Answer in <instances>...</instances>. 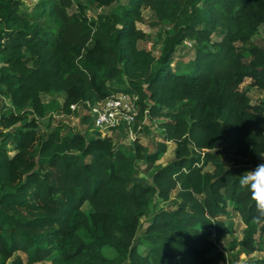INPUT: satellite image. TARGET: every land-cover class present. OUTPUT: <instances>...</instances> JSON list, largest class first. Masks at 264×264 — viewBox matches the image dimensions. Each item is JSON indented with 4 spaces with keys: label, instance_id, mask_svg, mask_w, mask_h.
Here are the masks:
<instances>
[{
    "label": "trees",
    "instance_id": "1",
    "mask_svg": "<svg viewBox=\"0 0 264 264\" xmlns=\"http://www.w3.org/2000/svg\"><path fill=\"white\" fill-rule=\"evenodd\" d=\"M146 7L153 24L171 26L159 56L139 45L149 36L137 25ZM0 22V94L10 100L0 116V264L12 256L11 264H175L181 256L219 264L226 250L217 239L235 233L223 218L231 207L245 224L231 249L264 253V225L252 222L255 202L238 184L242 165L264 163V100L252 102L241 86L251 77L264 90V43L253 40L264 32V0H128L120 13L97 16L81 0H39L32 11L0 0ZM187 39L194 57L173 66ZM122 91L138 93L150 117H168L155 150L118 144L93 121L71 133L41 129L50 110L42 92H63L70 112ZM170 140L173 158L157 164ZM137 158L155 167L151 183L133 175ZM174 191V204L138 234L152 198L168 201Z\"/></svg>",
    "mask_w": 264,
    "mask_h": 264
},
{
    "label": "rangeland",
    "instance_id": "2",
    "mask_svg": "<svg viewBox=\"0 0 264 264\" xmlns=\"http://www.w3.org/2000/svg\"><path fill=\"white\" fill-rule=\"evenodd\" d=\"M86 7V11L91 16H97L99 13H106V12H117L120 13L124 5H127L128 0H115L112 4L107 6H94L91 7L87 0H81ZM39 0H23V6L28 10H33ZM145 17L142 21H138L137 25L140 28H143L145 31L149 33V36L144 39L139 40V45L142 47L150 48L153 50L156 56H159L162 45H163V38L166 32L170 29V24L165 21H160L157 24H153V14L152 10L149 7L143 9ZM46 22V21H45ZM45 24L47 27L50 23L46 22L43 23L41 26L45 28ZM2 22H0V26ZM221 38V34L216 31L213 34V39L217 40ZM253 40L258 43H264V32L263 26H260L259 31L253 36ZM196 45V41L194 39L189 40L188 42H184L182 45H179L174 53L175 60L173 61V66L177 65V61L181 59L186 64L190 63V60L194 57V48ZM2 61L0 60V65ZM242 88H245L250 97L252 102H258L264 100V90L257 85L252 83L251 77H246V79L241 84ZM42 98L44 101L50 104V110L48 114L40 119V126L43 132H48L53 130L55 127H60L61 131L64 133H71L75 130H86L89 126V123L92 121L91 116L87 109L80 108L77 110H72L70 112H66L62 108V103L64 102V93L63 92H42ZM151 103V101H150ZM10 107V100L9 98L0 94V116L1 113L5 110H8ZM30 116V115H29ZM168 117H150L148 114L147 117L145 116L144 112L141 111L138 116L137 122V129H135L134 136H131L127 133L124 127H119L114 129L112 132L115 136L116 143L126 144L130 147L135 149L136 140L146 144L147 149L149 151H153L157 147V141L163 140V131L159 127V122L162 120L167 119ZM13 145H8L10 149V153H14ZM175 142L168 141V149L167 151L161 153L160 158L157 160V164H164L170 161L175 153ZM41 161V159H40ZM136 167L134 169L133 175L140 181L145 183H151V173L155 169H146V162L143 158H137L135 161ZM232 165V163H230ZM243 170L249 171L254 169L256 166L254 165H242ZM207 168H212V165H208ZM175 191L173 193V198L165 201L160 199L158 196H154L150 203L149 212L142 216L141 218V228L138 232L140 234L144 227L148 224L151 220L154 212L161 208V207H170L174 204L175 200ZM84 207L87 209H92L89 202L84 204ZM223 218L226 222L235 227L234 234H226L218 238V242L220 247L226 250V254L229 258L236 264H256V258L263 256L264 253L260 251L255 252H244L238 246L234 249H231L230 245L233 242L234 236H241L244 230V222L242 220L241 215L238 211L231 207L229 215H223ZM215 237V234H213ZM139 248L142 252H145L146 246L145 244H139ZM23 257H26V254L22 251H18ZM14 256H12L8 264H11V260ZM192 258L188 256H181L179 257L175 264H192ZM36 264H51V259L47 258L43 261H39Z\"/></svg>",
    "mask_w": 264,
    "mask_h": 264
},
{
    "label": "built area",
    "instance_id": "3",
    "mask_svg": "<svg viewBox=\"0 0 264 264\" xmlns=\"http://www.w3.org/2000/svg\"><path fill=\"white\" fill-rule=\"evenodd\" d=\"M190 39L185 40L188 42ZM72 110L85 108L88 110L93 124L102 131L103 135H112L114 129L124 127L127 133L134 136L135 126L141 113L140 96L138 93L122 91L114 93L100 101L71 104ZM145 116L149 109L143 111ZM219 264H236L226 254Z\"/></svg>",
    "mask_w": 264,
    "mask_h": 264
},
{
    "label": "clouds",
    "instance_id": "4",
    "mask_svg": "<svg viewBox=\"0 0 264 264\" xmlns=\"http://www.w3.org/2000/svg\"><path fill=\"white\" fill-rule=\"evenodd\" d=\"M238 184L241 189L250 193L251 199L255 202L256 214L252 217V222L264 225V163L240 175Z\"/></svg>",
    "mask_w": 264,
    "mask_h": 264
},
{
    "label": "crops",
    "instance_id": "5",
    "mask_svg": "<svg viewBox=\"0 0 264 264\" xmlns=\"http://www.w3.org/2000/svg\"><path fill=\"white\" fill-rule=\"evenodd\" d=\"M245 227V226H244ZM243 237V234L241 236L238 237V239H241ZM223 249V248H222Z\"/></svg>",
    "mask_w": 264,
    "mask_h": 264
}]
</instances>
